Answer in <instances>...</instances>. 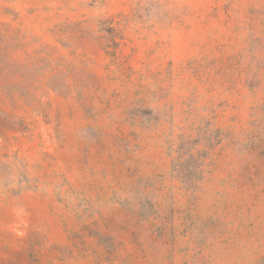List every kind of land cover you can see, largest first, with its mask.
<instances>
[{
	"label": "rangeland",
	"instance_id": "obj_1",
	"mask_svg": "<svg viewBox=\"0 0 264 264\" xmlns=\"http://www.w3.org/2000/svg\"><path fill=\"white\" fill-rule=\"evenodd\" d=\"M0 264H264V0H0Z\"/></svg>",
	"mask_w": 264,
	"mask_h": 264
}]
</instances>
